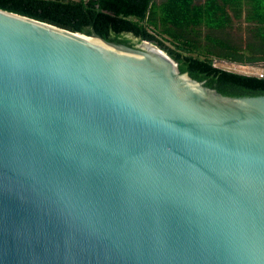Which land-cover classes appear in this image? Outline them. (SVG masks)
I'll list each match as a JSON object with an SVG mask.
<instances>
[{"label":"water","instance_id":"1","mask_svg":"<svg viewBox=\"0 0 264 264\" xmlns=\"http://www.w3.org/2000/svg\"><path fill=\"white\" fill-rule=\"evenodd\" d=\"M0 264H264V96L0 9Z\"/></svg>","mask_w":264,"mask_h":264},{"label":"trees","instance_id":"2","mask_svg":"<svg viewBox=\"0 0 264 264\" xmlns=\"http://www.w3.org/2000/svg\"><path fill=\"white\" fill-rule=\"evenodd\" d=\"M0 9L132 46L154 40L178 61L182 73L221 94L264 96V78L214 63H264V0H165L160 5L154 0H0ZM243 28L245 43L235 34Z\"/></svg>","mask_w":264,"mask_h":264},{"label":"rangeland","instance_id":"3","mask_svg":"<svg viewBox=\"0 0 264 264\" xmlns=\"http://www.w3.org/2000/svg\"><path fill=\"white\" fill-rule=\"evenodd\" d=\"M198 3L202 2L204 3L205 0H197ZM235 34H238V37L243 38V42L246 39V33H245V29H240L239 31H235ZM132 39H134L133 37H131ZM136 40V39H135ZM245 43V42H244ZM166 44H168L169 46H172V44L167 41ZM217 64L219 67L223 68V69H227L230 70V72H236L239 74H244V75H252V74H257V73H263L264 74V63H262V65H256L255 67H250L249 65H247L246 67L243 64L237 63V62H229V61H225V60H220V59H216ZM225 61V62H224Z\"/></svg>","mask_w":264,"mask_h":264},{"label":"built area","instance_id":"4","mask_svg":"<svg viewBox=\"0 0 264 264\" xmlns=\"http://www.w3.org/2000/svg\"><path fill=\"white\" fill-rule=\"evenodd\" d=\"M217 61H218V60H216V59L214 60L215 65H218V64H217ZM224 62H225V61H224ZM260 64H261V63H260ZM260 64H259V65H260ZM243 65H244L245 67L247 66V64H243ZM261 65H262V64H261ZM249 66H250V67H255L256 65H249ZM252 75H257L258 78H264V74H263V73H257V74H252Z\"/></svg>","mask_w":264,"mask_h":264},{"label":"flooded vegetation","instance_id":"5","mask_svg":"<svg viewBox=\"0 0 264 264\" xmlns=\"http://www.w3.org/2000/svg\"><path fill=\"white\" fill-rule=\"evenodd\" d=\"M154 1H156L157 4L160 5V4H161L162 2H164L165 0H154ZM128 37H130V38H131V37H133V38L135 37V38L133 39L135 42H137V40H138L137 37L134 36V34H128ZM135 39H136V40H135ZM136 44H137V43H136ZM257 65H258V64H257Z\"/></svg>","mask_w":264,"mask_h":264}]
</instances>
